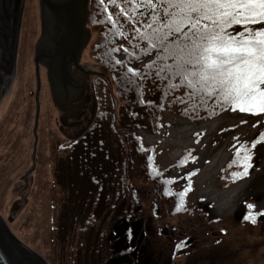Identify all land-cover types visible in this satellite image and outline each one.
<instances>
[{
	"label": "rangeland",
	"instance_id": "obj_1",
	"mask_svg": "<svg viewBox=\"0 0 264 264\" xmlns=\"http://www.w3.org/2000/svg\"><path fill=\"white\" fill-rule=\"evenodd\" d=\"M111 5V11L119 14V7ZM117 5L124 7L121 0H117ZM93 30L89 31V40L81 53V67L83 64L98 65L92 59V45L99 40L100 32L97 28ZM40 35L38 0H23L14 81H10L0 100V107L3 106L0 113V219L12 236L46 264H119L115 253L125 247L121 236L126 228L130 232L125 234L133 236L131 244L145 255L148 262H167L175 249L174 257L180 256L173 260L175 264H264V215L255 216V223L242 222L243 217L253 210H249L247 204H253L255 212L262 209L259 203L263 198L264 172L251 181L248 194L235 213L218 214L214 203L194 195L198 169H192L190 177L182 173L192 161L193 149H186L185 155L180 157L181 160L189 157L186 163L179 165L177 160L164 165L159 159L161 140L150 143L143 135L169 137L171 129L178 128L179 122L184 121L190 125L187 132H194L196 141L200 142L207 133L203 125L223 113L205 120H192L179 115L176 103L163 111V126L157 134L148 127L135 131L145 146L155 147L157 165L166 170L167 178L174 181L172 190L183 189L191 180L192 187L185 198L190 209L188 214L172 212L173 205L163 198L154 204L152 185L138 168L133 171L131 185L140 209L127 212L122 208L123 204L112 207L116 200L110 199V204L104 192H98L101 188L80 174L77 158L81 151H71L72 145L87 128L77 137L67 138L54 124V110L43 65L38 68V114L34 125L37 87L34 47ZM104 69L100 76L109 78L107 69ZM91 85L95 101L94 118L98 106L106 105L107 98L99 94L100 100L96 101L92 78ZM150 98L146 92L141 102ZM256 135L258 133L250 139ZM219 137L223 138V135ZM217 144L215 141L214 145ZM238 146L235 141L228 162L214 182L209 181L204 187L215 183L217 188L227 189L250 177L261 161L263 145L257 144L252 149L253 167L248 169V175L235 178L232 173L241 171L235 151ZM114 150L121 160L120 146ZM93 174L103 179L114 176L107 170L94 171ZM110 181L99 184V187L110 185ZM119 215L122 217L117 218ZM181 242L183 246L177 247ZM179 250L182 253L178 255Z\"/></svg>",
	"mask_w": 264,
	"mask_h": 264
},
{
	"label": "snow or ice",
	"instance_id": "obj_2",
	"mask_svg": "<svg viewBox=\"0 0 264 264\" xmlns=\"http://www.w3.org/2000/svg\"><path fill=\"white\" fill-rule=\"evenodd\" d=\"M99 2L103 6L105 0ZM109 3L119 7L125 20L139 25L128 34L114 19L115 14L104 9L105 22L121 29L114 35L127 37L132 48L120 45L111 49L115 65H132L126 68L128 84L135 85L137 77L147 79L155 68V75L166 79L169 89L183 87L190 99L199 96L205 107L211 103L213 115L223 113L232 119V128L247 124L258 133L254 139H247L246 132L239 139L232 138L239 144L235 151L241 167L232 176H247L253 167L252 149L264 145V0H121L130 7L117 5V0ZM188 159L186 156L180 163ZM192 174L186 171V176ZM189 187L179 192L181 200ZM254 207L247 204L249 210ZM257 215H264V208L249 211L243 218L255 223ZM182 246V242L177 245Z\"/></svg>",
	"mask_w": 264,
	"mask_h": 264
},
{
	"label": "trees",
	"instance_id": "obj_3",
	"mask_svg": "<svg viewBox=\"0 0 264 264\" xmlns=\"http://www.w3.org/2000/svg\"><path fill=\"white\" fill-rule=\"evenodd\" d=\"M130 6V3L124 4V7ZM105 8L108 9L109 13L115 14L114 19L123 25V30L126 33L131 34L132 29L139 26L133 24L130 19L125 20L123 13L112 12V5L109 0H105L103 6L99 0L87 1L86 29L94 31L93 29L97 28L100 32L99 40L92 45V59L96 64L107 69L109 78L92 75L96 101L100 100L99 94H101L107 98V103L106 105L98 106L99 110L97 109L91 124L71 147V151L74 149L81 151L77 158L80 174L87 176L92 184L98 185V188H101L98 192H104L109 202L110 199L116 200L115 203L111 204L110 202L111 206L123 204L122 208L124 207L125 210H122L130 212L137 208L140 209L136 192L131 185L133 171L138 168L142 175L145 176L146 181L152 185L154 204H156L157 200L163 198L173 205L172 212L188 214L190 209L186 205L185 198L189 191L185 193L182 200L179 197V192L183 191L185 187H189L188 183L179 191L172 190L174 181L167 178L166 170L161 169L157 165L155 147L145 146L135 131L139 128L148 127L152 133L157 134L163 126V111L171 109L172 105L174 106L176 103L179 115L192 120H205L216 116L213 115V105L209 103L205 107L200 104L199 96L190 99L184 95L187 89L183 87L179 90L169 89L167 80L155 75V68L150 70L147 79L137 77L136 84L129 85L126 68L130 64L124 68L115 65L111 49L119 48L120 45L129 47L130 51L132 48L127 37L121 38L118 35H114L121 29H113L111 25L105 22L107 15L104 11ZM140 23L143 24L144 21ZM119 54H122V51L117 53V55ZM146 92L151 97L147 102L151 103L141 102ZM174 96H180L181 99L176 100L173 98ZM114 140L116 142L115 146ZM119 146L120 156L122 155L121 160L114 150ZM149 155L153 157L152 161H148L147 157ZM184 155L185 152L181 157ZM178 161L179 165H182L180 163L181 158ZM149 164L152 166L148 167ZM100 170H107L108 173H113L114 176L106 179L94 176L93 172ZM107 180H112L110 181L112 183L105 187H99V184L105 183ZM191 187L192 183L189 190ZM94 189L96 188L94 187ZM177 203L180 204L179 208H177ZM254 210L255 208H253L252 212H255ZM125 214L128 218V214ZM118 217L120 218L122 215ZM126 217L125 219L127 220ZM242 222L251 223L252 220L243 218ZM129 232L128 228L127 233L129 234Z\"/></svg>",
	"mask_w": 264,
	"mask_h": 264
},
{
	"label": "water",
	"instance_id": "obj_4",
	"mask_svg": "<svg viewBox=\"0 0 264 264\" xmlns=\"http://www.w3.org/2000/svg\"><path fill=\"white\" fill-rule=\"evenodd\" d=\"M88 0H38L41 35L34 47V76L36 87L37 124L39 75L37 62L46 69L49 94L54 110V124L67 138L80 135L91 123L95 101L91 85L92 75L105 69L93 64H79L81 53L89 40L86 29ZM23 0H0V100L12 78ZM77 73L80 91L78 102L63 101L61 82L72 80L68 68ZM34 138L35 131L33 132ZM36 139V138H35ZM36 142V140H35ZM34 258H33V257ZM39 260V261H38ZM0 264H46L17 239L0 219Z\"/></svg>",
	"mask_w": 264,
	"mask_h": 264
},
{
	"label": "bare ground",
	"instance_id": "obj_5",
	"mask_svg": "<svg viewBox=\"0 0 264 264\" xmlns=\"http://www.w3.org/2000/svg\"><path fill=\"white\" fill-rule=\"evenodd\" d=\"M36 64L38 65V68L42 65L41 62H37ZM13 78L14 77L12 75L11 80ZM6 90H8V87ZM6 104L4 106H6ZM1 107L3 106L1 105ZM1 107L0 113L3 110ZM232 123L233 120L229 117H225L224 114L213 118L203 125V129L207 130V133L200 140V142L196 141L194 132H187L190 125L188 124V122L184 121L179 122L178 128L171 129L169 137H162V135L152 136L146 133L143 134L146 140L150 143H157L161 140V153L159 159L164 165L175 163L180 159L186 149H193V154L196 156V159L194 161H190L188 165L183 168L182 173L191 171L194 168L198 169V173L195 177L194 195L196 197H205L207 202L214 203L215 212L218 214L235 213L238 209V205L248 194V188L251 184V181L264 172L263 145V148L261 150V161L257 163L256 168L253 170L249 178L244 179L227 189L217 188L215 183L204 187V185L208 184L209 181L214 182L222 167L228 162L229 158L231 157V147L236 141L232 138L234 136H237L239 139L240 133L246 132V138L250 139L257 133L254 132L247 124L239 125L238 121L236 122L238 124V127L231 130ZM257 127L259 128V126ZM221 135H223V138L219 137ZM215 141H218V144L216 146L214 145ZM262 192L263 198L259 204L262 208H264V182Z\"/></svg>",
	"mask_w": 264,
	"mask_h": 264
},
{
	"label": "flooded vegetation",
	"instance_id": "obj_6",
	"mask_svg": "<svg viewBox=\"0 0 264 264\" xmlns=\"http://www.w3.org/2000/svg\"><path fill=\"white\" fill-rule=\"evenodd\" d=\"M68 70H71L69 71V75L71 77V81L70 80H65L63 82H61V85L63 86V89H64V94H63V101H67L68 99H73L72 100V103H75V102H78V93L80 91V85H79V81H78V78H76L77 76V73H80L78 72L77 70L74 69L73 66H70L68 68ZM81 74V73H80ZM128 229L126 228L122 234L121 237L122 238V242L124 243L125 247L117 250V252L115 253L117 256V259L116 261L121 262V264H175L173 260L177 258H179L180 256H175L174 257V252L176 251L175 249L172 251L170 257H169V260L167 262H162L161 260H156V261H153L152 262H148L147 261V258L145 257V255L139 251L138 248H135L131 243L133 241V236H130L128 234H125L126 231ZM181 250L178 251V255L181 254ZM173 254V255H172Z\"/></svg>",
	"mask_w": 264,
	"mask_h": 264
}]
</instances>
